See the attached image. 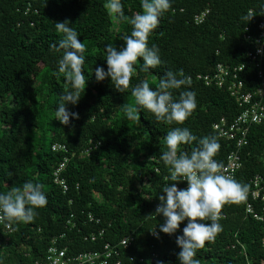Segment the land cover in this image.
<instances>
[{
  "label": "trees",
  "instance_id": "trees-1",
  "mask_svg": "<svg viewBox=\"0 0 264 264\" xmlns=\"http://www.w3.org/2000/svg\"><path fill=\"white\" fill-rule=\"evenodd\" d=\"M105 3L0 0V193L22 188L25 182L40 183L48 201L33 222L4 221L11 225L10 233L0 222L2 264H35L53 242L66 248L69 256L102 253L105 245L115 246L131 235L132 244L127 249L119 246L118 256L108 264H178L181 249L176 236L183 234L187 221L168 235L159 231L162 216L148 217L164 195L163 186L171 183L160 159L167 150L165 137L175 127L189 128L197 140L215 135L220 150L214 159L225 165L234 145L219 138L212 126L222 118L231 121L240 108L227 88L206 86L197 77L213 73L219 63L230 69L243 65L240 79L245 88L260 87L255 62L248 57L253 46L244 40V30L256 32V25L264 20L259 15L264 0H172V8L148 41L150 47L159 48L163 63L145 73L138 59L125 93L116 91L110 78L101 82L95 78L97 67L107 70L106 46L119 50L123 37L132 31L127 22L109 16ZM122 4L129 17L142 11L141 0H122ZM206 10L205 20L195 24L194 17ZM245 14L254 15L247 24L241 20ZM66 20L86 46L82 69L88 77L78 104L68 106L78 114L69 126L54 119L65 80L56 68L61 54L50 51L62 38L55 22ZM181 69L191 78V88L175 90L174 96L178 99L180 92L191 90L197 99V109L183 125L156 122L147 110H141L140 121L127 120L124 106L134 103L133 86L147 80L155 89L167 71ZM55 143L68 148L63 173L66 192L53 182V171L65 155L52 151ZM90 146L97 147L83 155ZM197 146L194 141L179 151L190 155ZM263 152L264 120L250 127L248 143L240 150L242 164L236 180L248 185V192L256 175L264 177ZM248 202L254 212L264 215L260 198L248 196L239 204H225L219 221L223 230L198 251L199 264H264V221L246 212ZM100 230L104 233L91 241L90 235Z\"/></svg>",
  "mask_w": 264,
  "mask_h": 264
},
{
  "label": "clouds",
  "instance_id": "clouds-1",
  "mask_svg": "<svg viewBox=\"0 0 264 264\" xmlns=\"http://www.w3.org/2000/svg\"><path fill=\"white\" fill-rule=\"evenodd\" d=\"M109 16L117 21L127 22L132 26L131 34L123 37L124 46H106L107 70L95 69L97 82L110 78L115 90L125 93L129 89L138 59L142 60L140 70L149 72L163 63L156 45L148 44L149 37L158 28L163 15L172 8V0H141L142 11L131 17L125 15L122 0H106L104 5ZM259 15H264V8ZM254 15L245 14L241 20L246 24ZM69 21L55 22V29L62 34L58 46L53 44L50 51L60 53L56 68L65 80V92L55 110V118L62 125L69 126L71 120L78 119V114L69 111L68 106H75L85 92L88 77L82 66L85 63L86 46L78 38L79 34ZM192 80L183 70L167 71L160 79L158 87H150L147 80L131 88L134 103L124 106V116L132 122L140 121L141 110L150 112L156 122L166 125H183L197 109L196 93L185 90L174 96L175 90L191 88ZM197 142L191 154L179 151L182 145ZM166 151L160 159L166 165L169 175L159 196V205L149 218L162 216L164 223L159 231L168 235L177 233L181 223L187 221L183 234L176 236V244L181 249L177 254L178 264H199L196 259L206 242L211 243L223 230L219 221L221 209L225 204H239L247 198L248 185L242 184L222 169V163L214 157L220 150L217 136L197 137L187 127H175L165 137ZM186 181L187 187L179 189L178 183ZM47 196L40 183L25 182L22 188H11L7 193H0V221L15 223L33 222L37 210L47 205ZM210 223H205V222ZM156 238L159 234L152 231ZM2 264V260H0ZM162 264V262H161Z\"/></svg>",
  "mask_w": 264,
  "mask_h": 264
},
{
  "label": "built area",
  "instance_id": "built-area-1",
  "mask_svg": "<svg viewBox=\"0 0 264 264\" xmlns=\"http://www.w3.org/2000/svg\"><path fill=\"white\" fill-rule=\"evenodd\" d=\"M209 10L203 11L194 17L195 24L202 23L207 17ZM244 40L252 44V49L248 53V57L255 62L258 79L260 80V87L254 91H248L243 81L240 79V73L243 71L244 66H238L230 69L223 63L217 64L215 71L211 74L198 75V79L202 80L206 86H215L220 89L227 88L230 96L237 102L240 113L231 121H227L225 118L213 124V130L218 134V137L229 142H233L234 149L228 154L227 162L223 165L222 171L226 175L232 176L236 179L237 171L241 168V153L240 150L248 143L249 129L252 125L259 124L264 120V20L260 21L256 25V32L252 33L251 30L246 27L244 30ZM99 144H97L98 146ZM97 146L88 147L83 155H88L93 151V148ZM53 152H61L64 155L63 160L59 163L57 168L53 171V182L63 192L68 191V185L66 178L63 176L65 167L69 161V157L66 155L68 148L65 144L55 143L52 145ZM262 160L264 163V152L262 154ZM252 189L247 194L251 196L252 200L261 199L264 200V177L256 175L251 181ZM179 189L187 187V182L183 181L178 183ZM246 198V199H247ZM245 199V200H246ZM246 212L251 214L256 220L264 221V215H258L254 212V208L251 202L246 204ZM88 219L93 221L94 218L91 214L88 215ZM5 231L10 233L12 231L11 225L4 223ZM99 222L98 220L96 221ZM104 233L103 230L94 232L90 235L91 241L96 240ZM134 240L133 236H127L115 245L109 244L104 246L102 253L99 252H84L76 256L67 255L66 248H60L53 242L45 254L42 260L37 261L35 264H108V260L113 256H118L119 249L122 247L127 249ZM119 264V263H117Z\"/></svg>",
  "mask_w": 264,
  "mask_h": 264
}]
</instances>
